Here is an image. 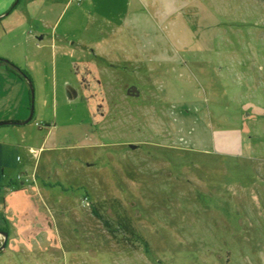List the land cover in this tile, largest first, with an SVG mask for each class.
Masks as SVG:
<instances>
[{"label":"rangeland","instance_id":"obj_1","mask_svg":"<svg viewBox=\"0 0 264 264\" xmlns=\"http://www.w3.org/2000/svg\"><path fill=\"white\" fill-rule=\"evenodd\" d=\"M203 1L216 54L194 76L149 73L137 55L132 66L115 54L78 100L60 90L40 107L35 91L32 122L55 128L43 150L10 156L0 264H264V0ZM194 98L207 123L178 131L180 111L202 117L199 102H177ZM29 123L20 137L43 140L47 130ZM244 127L239 153L200 146L201 132L210 141L213 130Z\"/></svg>","mask_w":264,"mask_h":264},{"label":"crops","instance_id":"obj_2","mask_svg":"<svg viewBox=\"0 0 264 264\" xmlns=\"http://www.w3.org/2000/svg\"><path fill=\"white\" fill-rule=\"evenodd\" d=\"M211 13L203 0H0V57L6 59L0 60V121H24L30 116V81L35 84L40 107L47 94L53 103H58L60 90L63 98L80 99L84 86L97 81L98 75L101 80L102 73L116 66L112 58L115 54L120 63L132 66L133 56L137 55L138 68L142 62L149 73H167L168 77L181 71L194 76L193 65L216 54L209 47L213 40L210 23H215ZM195 22L200 23L199 29ZM189 34L204 47L191 48ZM98 57L106 59L105 64ZM215 59L210 63L213 66ZM102 80L108 88L107 80ZM129 85L128 94L140 95L139 86ZM132 87L138 92H133ZM177 102L202 104V100L195 98ZM205 113L203 104L197 110L202 115L199 118L180 111L176 129H186L190 122L195 129L202 128L209 118L203 116ZM32 119L28 121L32 133L41 135L43 129L47 130L40 142H25L20 137L28 122L0 124V184L4 188L13 174L7 172L10 156L18 148L28 149L30 154L43 150L55 128L51 123L44 127ZM243 129L213 130L210 141L201 132L200 146L205 149L211 143L220 152L239 153L247 139ZM27 171L26 166L20 168L17 178L23 174L26 178Z\"/></svg>","mask_w":264,"mask_h":264},{"label":"water","instance_id":"obj_3","mask_svg":"<svg viewBox=\"0 0 264 264\" xmlns=\"http://www.w3.org/2000/svg\"><path fill=\"white\" fill-rule=\"evenodd\" d=\"M30 85H31V92H32V106H31L30 116L27 119H25L24 121L6 120V121H0V124H4V123H26V122H28V121H30L32 119L33 113H34V94H35V89H34L32 81H30ZM132 91L133 92H138L136 87H132ZM135 146H136L135 144H133V143L131 144V147H135ZM0 233L5 235L4 241L0 245V251H1L7 245L8 232L5 231V230H1L0 229Z\"/></svg>","mask_w":264,"mask_h":264},{"label":"trees","instance_id":"obj_4","mask_svg":"<svg viewBox=\"0 0 264 264\" xmlns=\"http://www.w3.org/2000/svg\"><path fill=\"white\" fill-rule=\"evenodd\" d=\"M0 60H1V61H2V60L4 61V60H6V59L0 57ZM8 62H9L10 64H12L10 61H8ZM14 66H15V65H14ZM46 125H47V126L50 125V122H47Z\"/></svg>","mask_w":264,"mask_h":264},{"label":"built area","instance_id":"obj_5","mask_svg":"<svg viewBox=\"0 0 264 264\" xmlns=\"http://www.w3.org/2000/svg\"><path fill=\"white\" fill-rule=\"evenodd\" d=\"M79 1H80V0H79ZM38 124H39V125H42L41 123H38ZM22 176H24V175H20V177H22ZM20 177H19V178H20Z\"/></svg>","mask_w":264,"mask_h":264}]
</instances>
